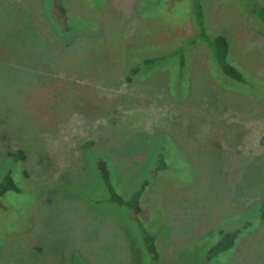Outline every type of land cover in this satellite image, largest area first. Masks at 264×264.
<instances>
[{
  "label": "rangeland",
  "instance_id": "1",
  "mask_svg": "<svg viewBox=\"0 0 264 264\" xmlns=\"http://www.w3.org/2000/svg\"><path fill=\"white\" fill-rule=\"evenodd\" d=\"M63 1L69 45L52 0H0V181L12 169L19 188L0 198V264H264V29L249 14L264 0L203 1L242 82L207 51L190 0ZM103 157L123 199L148 181L157 262L110 203ZM160 157L169 169L151 178ZM220 230L238 238L204 262Z\"/></svg>",
  "mask_w": 264,
  "mask_h": 264
},
{
  "label": "trees",
  "instance_id": "2",
  "mask_svg": "<svg viewBox=\"0 0 264 264\" xmlns=\"http://www.w3.org/2000/svg\"><path fill=\"white\" fill-rule=\"evenodd\" d=\"M190 1L194 3L193 17H195V21L197 22L202 40L207 46L206 48L207 51L212 53L217 65L219 66L220 70L223 72L225 76L229 77L233 81L242 82L244 78L242 73L238 70V67L241 68V64L230 54V46L232 40L230 42L229 37L227 38L225 35H223L216 29L209 30L206 28L207 26L205 25L206 20H204L203 12H202L203 9H205V4L203 2L205 0H190ZM66 7L67 6L64 1L62 2V0L61 1L52 0L51 10L49 12V19L51 20L50 27L56 33L57 39H60V33L61 35L68 36L69 39L64 40V44L69 45L71 41L74 42L78 40L79 36L76 37L77 34L73 35L75 25L73 26V23H71L70 16L71 18H73L74 16H72L73 14L71 13L70 15L68 14ZM249 12H250L249 14H254L252 15L254 20L257 23L258 22L260 23V28L264 29V7L261 5H255L253 8L250 9ZM207 23H211V22L208 21ZM156 61H157L156 59L146 58L140 63V65L132 66L130 68L129 74L126 77V81L130 83L132 81V77L136 76L139 73L140 71L139 66L141 65L150 66L154 64ZM87 147L92 148V144H87ZM7 158L13 160L14 163H17L16 165H19L20 162L24 160V155L23 152L19 150L16 153L9 154ZM96 169L99 173V177L102 183L109 192L110 203L123 207L124 209L127 210L130 217L138 224V226L142 231L143 241L146 246L148 255L151 257V259L154 262H157L159 260V252L157 251L156 248V238L153 235V232L150 230L151 229L150 222L148 220L147 222L144 220L146 218L147 213L144 202L142 201L143 200L142 197L145 198L144 190L148 186V181H144L141 184L139 190L134 192L129 199H123L115 192V190L112 188L110 184V178H109L110 176L107 168L106 158L103 157L97 159ZM167 169H169L168 160L166 158L160 157L155 168L150 173V177L154 178L157 176L159 172L166 171ZM22 175H23L22 177L24 178L25 173H23V171H22ZM173 185H177V184H173ZM9 192H15V193L19 192V188L14 180L12 169H10L0 181V198L8 194ZM141 202L143 203V207L141 205ZM258 219L264 220V201L259 202ZM215 235H217V237L214 240V243L212 245L210 244L211 246L204 257V262H208L218 254L230 250L234 246L238 238L239 231L227 232L224 230H220L217 231ZM158 237L160 238V235H158ZM160 239H162V236ZM3 244H5V242Z\"/></svg>",
  "mask_w": 264,
  "mask_h": 264
}]
</instances>
